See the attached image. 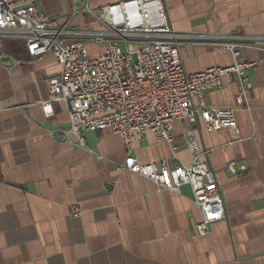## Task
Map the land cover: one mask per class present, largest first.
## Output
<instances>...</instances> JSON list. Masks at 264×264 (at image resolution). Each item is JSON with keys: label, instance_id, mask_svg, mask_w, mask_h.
I'll return each instance as SVG.
<instances>
[{"label": "crops", "instance_id": "0c3cea01", "mask_svg": "<svg viewBox=\"0 0 264 264\" xmlns=\"http://www.w3.org/2000/svg\"><path fill=\"white\" fill-rule=\"evenodd\" d=\"M122 1L77 0L70 29H103L83 9ZM164 5L172 29L186 38L180 55L187 74L231 65L233 55L223 42H251L241 49L252 64L248 109L236 107L235 81L223 79L220 89L205 96L209 106L235 110L237 130L208 132L199 121L196 131L211 150L226 218L195 237L202 215L189 186L177 194L118 171L127 154L110 130L84 132V147L74 135L66 138L67 105L52 104L49 116L42 108L46 81L60 73L59 63L52 55L31 58L25 43L9 40L0 48V264H264V0ZM35 6L63 24L74 1L36 0ZM185 125L173 123L170 143L146 133L132 155L142 164L169 158L172 165H190ZM231 163L245 170L233 174L227 170Z\"/></svg>", "mask_w": 264, "mask_h": 264}, {"label": "built area", "instance_id": "2783aa9c", "mask_svg": "<svg viewBox=\"0 0 264 264\" xmlns=\"http://www.w3.org/2000/svg\"><path fill=\"white\" fill-rule=\"evenodd\" d=\"M35 1L0 0V48L5 41H21L31 58L52 55L57 60L61 71L46 81L44 113L49 116L52 104L64 102L69 117V127L62 132L66 138L74 135L84 147V132L110 130L121 137L127 154L118 171L139 175L177 194L189 186L202 215L193 236H206L212 224L226 218V210L209 163L211 150L199 143L197 124L201 121L208 132L237 130L235 110L209 106L205 96L220 89L223 79L235 81L240 85L236 107L248 109L247 69L252 64L242 57L241 49L251 45L250 40L221 44L233 55L231 65L187 74L180 55L186 38L172 29L164 0H124L96 11L86 6L83 11L103 27L94 32L70 29L72 17L79 13L77 0L63 24L39 12ZM86 39L103 44V49L90 56ZM176 121L186 124L183 136L190 165H172L169 158L142 164L132 155L148 132L160 142H172ZM227 170L235 174L245 167L231 163ZM79 213L72 208L73 216Z\"/></svg>", "mask_w": 264, "mask_h": 264}, {"label": "rangeland", "instance_id": "374dc122", "mask_svg": "<svg viewBox=\"0 0 264 264\" xmlns=\"http://www.w3.org/2000/svg\"><path fill=\"white\" fill-rule=\"evenodd\" d=\"M85 44L87 46V48L90 50V48H97V50H100V48H102L103 46H100L98 44H96L93 40L91 39H86L85 41ZM121 49L122 51L124 52L125 51V45L124 44H121ZM91 54V53H90ZM90 56H93L92 54Z\"/></svg>", "mask_w": 264, "mask_h": 264}]
</instances>
